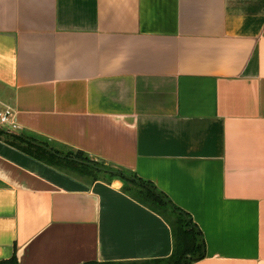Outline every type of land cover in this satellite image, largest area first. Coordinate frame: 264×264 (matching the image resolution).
Masks as SVG:
<instances>
[{"label":"crops","instance_id":"1","mask_svg":"<svg viewBox=\"0 0 264 264\" xmlns=\"http://www.w3.org/2000/svg\"><path fill=\"white\" fill-rule=\"evenodd\" d=\"M7 108L10 132L165 192L202 231L190 264H264V0H0ZM123 185L1 136L0 260L169 257L170 223Z\"/></svg>","mask_w":264,"mask_h":264},{"label":"trees","instance_id":"2","mask_svg":"<svg viewBox=\"0 0 264 264\" xmlns=\"http://www.w3.org/2000/svg\"><path fill=\"white\" fill-rule=\"evenodd\" d=\"M29 153L37 159L67 170L87 176L91 181L120 179L123 189L136 200L161 214L170 223L173 230V253L163 259L135 261H87L82 264H190L205 256V242L202 231L193 221L191 215L177 206L168 195L152 181L140 177L137 173L123 167L106 163L88 156L83 150H61L52 147L48 141L34 136L16 134L0 128V137ZM0 264H19L16 253Z\"/></svg>","mask_w":264,"mask_h":264},{"label":"built area","instance_id":"3","mask_svg":"<svg viewBox=\"0 0 264 264\" xmlns=\"http://www.w3.org/2000/svg\"><path fill=\"white\" fill-rule=\"evenodd\" d=\"M13 110L11 108H7L6 110L0 112V123L2 125H7L11 128L16 127L14 121H12Z\"/></svg>","mask_w":264,"mask_h":264},{"label":"rangeland","instance_id":"4","mask_svg":"<svg viewBox=\"0 0 264 264\" xmlns=\"http://www.w3.org/2000/svg\"><path fill=\"white\" fill-rule=\"evenodd\" d=\"M1 126V125H0ZM61 149V148H60ZM62 150H66V149H62ZM75 174H77V175H79V176H81V177H84V178H86V179H88V180H91V179H89L87 176H85V175H83V174H79V173H75Z\"/></svg>","mask_w":264,"mask_h":264},{"label":"water","instance_id":"5","mask_svg":"<svg viewBox=\"0 0 264 264\" xmlns=\"http://www.w3.org/2000/svg\"><path fill=\"white\" fill-rule=\"evenodd\" d=\"M3 126H7V125H2L1 127H3ZM4 129H8V130H10L11 129V127H3Z\"/></svg>","mask_w":264,"mask_h":264}]
</instances>
